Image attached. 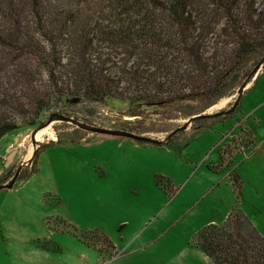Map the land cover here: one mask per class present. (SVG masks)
I'll use <instances>...</instances> for the list:
<instances>
[{"label": "rangeland", "instance_id": "obj_1", "mask_svg": "<svg viewBox=\"0 0 264 264\" xmlns=\"http://www.w3.org/2000/svg\"><path fill=\"white\" fill-rule=\"evenodd\" d=\"M236 97L220 99L212 112L230 109ZM132 107L82 101L59 114L158 140L188 119L162 121L152 108L128 117ZM55 113L0 135V185L34 153L13 186L0 190V264H25L22 257L30 264H204L193 236L220 224L236 202L264 236V63L237 109L216 120L222 124L199 131L190 125L163 145L63 122L41 128ZM43 129L33 148L31 134ZM92 232L104 234L115 254L101 255L77 237Z\"/></svg>", "mask_w": 264, "mask_h": 264}, {"label": "trees", "instance_id": "obj_2", "mask_svg": "<svg viewBox=\"0 0 264 264\" xmlns=\"http://www.w3.org/2000/svg\"><path fill=\"white\" fill-rule=\"evenodd\" d=\"M263 57L264 0H0V135L82 101L133 104L128 117L150 108L162 121L200 115ZM87 234L77 237L115 254L104 234ZM191 246L211 264H264V236L237 202Z\"/></svg>", "mask_w": 264, "mask_h": 264}, {"label": "water", "instance_id": "obj_3", "mask_svg": "<svg viewBox=\"0 0 264 264\" xmlns=\"http://www.w3.org/2000/svg\"><path fill=\"white\" fill-rule=\"evenodd\" d=\"M263 63H264V58L260 61V63H258L252 69L250 74L246 77V79L239 86V88L237 90V97H236L234 103L232 104V106L230 107V109H228L226 111H222V112L219 111V112L213 113L212 110L217 108V106L215 105V106L211 107L207 113H203V114L192 116V117L188 118L187 120L184 121V123L181 126L174 129L164 139H161V140L146 137V136H139V135H136L133 133L120 131V130L104 129V128H98V127H94V126L85 125V124L79 123L75 119H72V118L67 117L63 114H57V113L51 114L49 116V118L47 119V121L41 126V128H47L48 126H51L55 122H63V123L71 124V125L75 126L77 129L82 130V131L87 132V133H90V134L125 137V138H130V139L137 141V142H140V143H149V144H155V145L167 144L174 135H176L177 133H179L181 131L187 130V128L190 127V125L195 120L203 119V118L213 119V118L225 116V115L232 113L235 110V108L238 106V103L240 102L243 91L248 87L249 83L252 80H254L259 68L262 66ZM41 128H39L38 130H40ZM36 132L37 131H34L30 136L31 137V143L34 146L33 148H35V145L36 146L39 145L38 141L35 140ZM33 156H34V153H32V156L29 159H27V161H24L19 166V168L17 169V171L13 175L12 179L8 183L0 185V190L10 189L13 186V184L15 183V180L17 178V175L19 173L20 168L23 166H28L31 163Z\"/></svg>", "mask_w": 264, "mask_h": 264}, {"label": "crops", "instance_id": "obj_4", "mask_svg": "<svg viewBox=\"0 0 264 264\" xmlns=\"http://www.w3.org/2000/svg\"><path fill=\"white\" fill-rule=\"evenodd\" d=\"M258 79V78H257ZM223 122H220V123H216V122H214L213 124H211L212 126L213 125H215V124H222ZM91 137H87V139H90ZM84 140V139H83ZM82 140V141H83ZM85 141V140H84ZM66 145H71V144H66ZM91 144H86L85 146H90ZM218 161H219V159H218ZM216 166V165H215ZM214 167V166H213ZM219 168V167H218ZM244 211V210H243ZM227 216V215H226ZM226 216H225V218H226ZM224 218V219H225ZM224 219H223V221H224ZM222 221V222H223ZM145 223V222H144ZM209 224H211V223H209ZM209 224H206V225H209ZM252 224H253V226L255 227V223L254 222H252ZM205 225V226H206ZM256 228V227H255ZM88 246V245H87ZM88 248H92V247H90V246H88ZM194 248V247H193ZM92 249H94V250H96L95 248H92ZM194 250H199V249H197V248H194ZM97 251V250H96ZM197 252H199L200 254H203V252L200 250V251H197ZM202 252V253H201ZM204 255V254H203ZM204 259H201L203 262H204V264H211L210 262H209V260L205 257V255H204V257H203ZM22 259L24 260V263L25 264H30L31 263V261H30V259H28V258H26V257H22Z\"/></svg>", "mask_w": 264, "mask_h": 264}, {"label": "bare ground", "instance_id": "obj_5", "mask_svg": "<svg viewBox=\"0 0 264 264\" xmlns=\"http://www.w3.org/2000/svg\"><path fill=\"white\" fill-rule=\"evenodd\" d=\"M46 131H48V130H47V129H43V130H41L39 133H37V135L35 136V139H36V140H39L40 137H41V135H42L43 133H45Z\"/></svg>", "mask_w": 264, "mask_h": 264}]
</instances>
